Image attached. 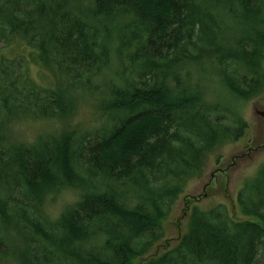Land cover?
<instances>
[{
    "label": "trees",
    "instance_id": "obj_1",
    "mask_svg": "<svg viewBox=\"0 0 264 264\" xmlns=\"http://www.w3.org/2000/svg\"><path fill=\"white\" fill-rule=\"evenodd\" d=\"M0 44V114L62 126L34 144L0 134V264H134L206 157L245 136L232 106L264 87V0H0ZM214 80L229 103L208 99ZM87 96L100 124L74 128ZM66 188L81 198L53 220L46 192ZM238 204L257 222L194 209L146 264H264V165Z\"/></svg>",
    "mask_w": 264,
    "mask_h": 264
},
{
    "label": "rangeland",
    "instance_id": "obj_2",
    "mask_svg": "<svg viewBox=\"0 0 264 264\" xmlns=\"http://www.w3.org/2000/svg\"><path fill=\"white\" fill-rule=\"evenodd\" d=\"M1 47H3L2 44H0ZM3 52L5 54L7 51ZM10 55L11 58H17L21 53L13 48ZM18 63L20 62L16 64ZM33 66H29V70H23L26 77L27 74L30 75L34 85L50 88L54 83L51 72L39 66ZM206 86L210 101L218 99L229 103L231 96L217 80L211 84L207 83ZM87 97L89 100L81 102L74 110L71 121L74 128L83 126L92 129L100 124L98 120L100 114L95 109L94 100L92 97ZM78 99L81 98L78 97ZM232 107L240 112L247 124L245 136L238 142H228L219 151L206 157L202 173L199 177L188 181L170 216L162 221L164 238L156 243L144 257L135 259L134 264H146L177 246L189 231L190 217L194 209L206 212L216 206L224 205L234 221L257 222L254 218L242 213L238 204V195L245 182L254 178L264 165V87L261 93L250 101L234 100ZM23 111L20 109V112ZM25 112L26 116L11 117V126L6 115L1 113L0 134L8 132L10 126L11 135H14L20 143L34 144L40 134L48 132L50 135H57L62 129L57 121L45 123L38 120L36 116H42L38 111L33 113L26 109ZM80 198L81 191L77 189L51 190L46 192L45 208L53 220H58L65 209L78 202Z\"/></svg>",
    "mask_w": 264,
    "mask_h": 264
}]
</instances>
